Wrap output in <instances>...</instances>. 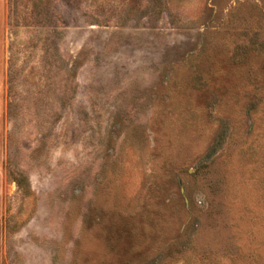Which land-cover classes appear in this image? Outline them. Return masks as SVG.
Masks as SVG:
<instances>
[{
	"label": "rangeland",
	"instance_id": "obj_1",
	"mask_svg": "<svg viewBox=\"0 0 264 264\" xmlns=\"http://www.w3.org/2000/svg\"><path fill=\"white\" fill-rule=\"evenodd\" d=\"M0 264H264V0H0Z\"/></svg>",
	"mask_w": 264,
	"mask_h": 264
}]
</instances>
